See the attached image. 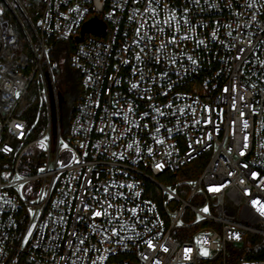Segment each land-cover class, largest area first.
I'll return each instance as SVG.
<instances>
[{
  "label": "built area",
  "instance_id": "built-area-1",
  "mask_svg": "<svg viewBox=\"0 0 264 264\" xmlns=\"http://www.w3.org/2000/svg\"><path fill=\"white\" fill-rule=\"evenodd\" d=\"M2 1L21 31L0 14V264H264V0H43L37 22ZM93 17L105 33L77 42ZM55 41L82 89L66 130ZM40 82L48 124L29 140ZM206 152L187 198L160 181Z\"/></svg>",
  "mask_w": 264,
  "mask_h": 264
},
{
  "label": "trees",
  "instance_id": "trees-1",
  "mask_svg": "<svg viewBox=\"0 0 264 264\" xmlns=\"http://www.w3.org/2000/svg\"><path fill=\"white\" fill-rule=\"evenodd\" d=\"M0 4L5 5L2 0H0ZM25 6L27 11L32 16H35L36 13H38L39 10L42 9L43 0H27ZM5 14V19L11 22L12 18L10 10H7ZM18 31L20 32V30ZM22 44L23 42H21V45ZM21 45L19 47L20 49H27V47H25L24 45H22V47ZM70 54V43L59 41L53 42V48L50 52V57L51 62H56L58 66V68H54L56 86L58 92L64 98L63 102L60 105L61 124L63 130L67 129L73 114L75 102L82 93L80 76L79 73L70 64ZM61 65L64 66L65 72L60 71ZM24 117L28 120L30 126L29 140H34L41 137L48 124L47 105L43 101L39 100V97L36 96L34 102L30 104L25 111ZM199 159L191 162L188 166L181 169L177 176H187L189 178H195L199 176L204 167L203 164L198 163ZM149 195L155 198V200L159 201V199L155 195H152L151 193ZM253 245L255 249L253 257L264 258V254H261V251L264 249V245L261 243V241L259 239H256L253 242ZM208 264H217V261H213Z\"/></svg>",
  "mask_w": 264,
  "mask_h": 264
},
{
  "label": "rangeland",
  "instance_id": "rangeland-1",
  "mask_svg": "<svg viewBox=\"0 0 264 264\" xmlns=\"http://www.w3.org/2000/svg\"><path fill=\"white\" fill-rule=\"evenodd\" d=\"M27 1V0H26ZM26 4V3H25ZM12 5H14L13 3H12ZM25 8H26V6H25ZM7 10H10L6 5H2V4H0V14H2L3 16H5L6 17V14H5V12L7 11ZM26 11H27V9H26ZM41 10H39V12H40ZM39 12L38 13H36V15L35 16H32L28 11H27V14H28V17L33 21V22H37V19H38V16H39ZM10 14H11V12H10ZM11 18H12V20H11V22H12V24L17 28V30H19L20 28L19 27H17V22L15 21V19H14V17L12 16V14H11ZM10 18V19H11ZM23 19V21L25 22V19L24 18H22ZM19 28V29H18ZM20 31H21V29H20ZM23 35V34H22ZM23 39V38H22ZM23 44L22 45H24L25 47H27V45H26V43H25V40L23 39ZM21 45V46H22ZM23 47V46H22ZM52 66H53V69L54 68H58V66H57V64H56V62H52ZM60 71L61 72H65V69H64V66H62L61 65V67H60ZM56 89H57V86H56ZM57 91H58V89H57ZM59 93V92H58ZM39 97V100H41V101H43L47 106L51 103V100H50V90L49 89H46L45 88V86H44V84L42 83V82H40L39 84H37L36 86H35V88H33V91H32V94H31V96H30V104H32L33 102H34V99H35V97ZM60 96H62L60 93H59V97ZM72 109V108H71ZM210 156H211V153L210 152H206L205 154H203V156L198 160V163H200V164H203V166L207 163V161L209 160V158H210ZM191 178H189V177H187V176H177V177H174V178H169L168 176H164V177H161L160 178V181L161 182H163V183H165V184H168L169 186H171V188L173 189V190H177L179 193H180V195H182L184 198H187L188 197V187H187V185H183V186H177V184L179 183V182H181V181H183V180H190ZM148 189H149V192L152 194V195H155L158 199H159V201L162 203V201H163V199H164V197H163V194H162V192L156 187V185H154L153 183H148ZM169 198H170V196H168L167 197V199L169 200ZM199 202H201L200 200H199V198H195L194 199V201H193V203H195V204H197V203H199ZM180 204H176V203H174V202H171L170 204H169V207L171 208V210H173V211H177L179 208H180ZM184 220L186 221V222H191L192 220H193V215L191 214V212H189V211H187L186 213H185V217H184ZM188 231H189V229H188ZM187 231H179V233L178 234H173V237L174 238H176L177 240H179V241H184V240H186V238H187ZM252 239V237H251V235L250 234H246V240H248V241H250ZM204 252H207V255H204L203 253ZM201 254L203 255V256H208L209 255V252L207 251V250H205V249H202V251H201Z\"/></svg>",
  "mask_w": 264,
  "mask_h": 264
},
{
  "label": "water",
  "instance_id": "water-1",
  "mask_svg": "<svg viewBox=\"0 0 264 264\" xmlns=\"http://www.w3.org/2000/svg\"><path fill=\"white\" fill-rule=\"evenodd\" d=\"M85 33H94V34H104L105 33V26L103 23H98L97 18L93 17L91 18L87 23H85L83 30L81 32L80 37H78L77 42H80L83 40ZM64 98L60 96V102L62 103ZM52 115L53 120H55V104L54 99L52 97Z\"/></svg>",
  "mask_w": 264,
  "mask_h": 264
},
{
  "label": "snow or ice",
  "instance_id": "snow-or-ice-1",
  "mask_svg": "<svg viewBox=\"0 0 264 264\" xmlns=\"http://www.w3.org/2000/svg\"><path fill=\"white\" fill-rule=\"evenodd\" d=\"M149 2H151V0H149ZM172 42H175V38H173V41H172ZM133 87H136V85H133ZM17 96H19V93H17ZM17 127H22V126L17 125ZM245 127H247V123H246V122H245ZM101 131H103V129H101ZM245 139H247V137H245ZM64 147H67V145H64ZM5 150H8V149H5ZM151 151H152V150L149 149V152H151ZM157 167L160 168V167H163V166H162V165H157ZM253 175H255V174H253ZM19 178H20V177H17V179H19ZM212 190H218V189H212ZM107 191H108V190L105 189V192H107ZM253 203L256 204L257 202H256V201H253ZM108 207H112V205L109 204ZM132 211L135 212V209H132ZM204 211H207V209H204ZM259 211L261 212V214H264V206H261V207L259 208ZM93 215H94L95 217H101V216L107 215V212H106V210H105V211H95V212H93ZM113 234L115 235V230H113ZM237 238H238V237H237ZM148 243H149V245L151 246V241H149ZM165 250H166V249H165ZM188 251H191V250L189 249ZM203 254H204V255H207V252H204Z\"/></svg>",
  "mask_w": 264,
  "mask_h": 264
}]
</instances>
